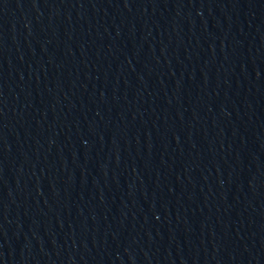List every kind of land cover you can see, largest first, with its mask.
I'll return each instance as SVG.
<instances>
[{"label":"water","instance_id":"1","mask_svg":"<svg viewBox=\"0 0 264 264\" xmlns=\"http://www.w3.org/2000/svg\"><path fill=\"white\" fill-rule=\"evenodd\" d=\"M0 264H264V0H0Z\"/></svg>","mask_w":264,"mask_h":264}]
</instances>
